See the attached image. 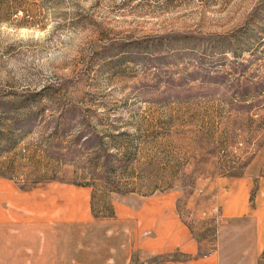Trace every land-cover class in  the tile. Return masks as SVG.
<instances>
[{"label":"rangeland","instance_id":"1","mask_svg":"<svg viewBox=\"0 0 264 264\" xmlns=\"http://www.w3.org/2000/svg\"><path fill=\"white\" fill-rule=\"evenodd\" d=\"M0 132V179L102 207L174 192L223 264L234 208L264 196V0H0Z\"/></svg>","mask_w":264,"mask_h":264},{"label":"crops","instance_id":"2","mask_svg":"<svg viewBox=\"0 0 264 264\" xmlns=\"http://www.w3.org/2000/svg\"><path fill=\"white\" fill-rule=\"evenodd\" d=\"M248 190L225 226L223 264H257L264 249V196L249 213ZM264 187L260 189V196ZM87 187L34 184L26 191L0 179V264H220L199 257L201 244L177 212L178 194L155 193L113 203L115 217L95 221ZM240 221V223H239ZM185 258V259H183Z\"/></svg>","mask_w":264,"mask_h":264},{"label":"trees","instance_id":"3","mask_svg":"<svg viewBox=\"0 0 264 264\" xmlns=\"http://www.w3.org/2000/svg\"><path fill=\"white\" fill-rule=\"evenodd\" d=\"M131 118H135V114H133L131 116ZM58 125H61L60 123H58ZM54 134L56 133V135L58 134L57 130L55 129V131L53 132ZM53 136H50V138H52ZM10 143H13V141L11 140L10 137H7L3 132H0V147H7L10 145ZM104 165L103 166V170H105V174L108 175V173H114L115 172V166L113 165L109 170V160L113 161L116 165H118L121 168H125V164H124V160L126 158L125 154H122L121 156H118L117 154H111L112 156H110L106 150H104ZM114 156V157H113ZM113 164V163H112ZM109 173V174H110ZM83 186H88V185H83ZM116 189V188H114ZM145 196V195H144ZM90 207H91V212L93 214V217L96 219H105V218H112L114 217V210H113V206L109 205V206H99L98 202L96 201V197L94 194V190L92 191L91 194V198H90ZM169 259H173V257H170Z\"/></svg>","mask_w":264,"mask_h":264}]
</instances>
